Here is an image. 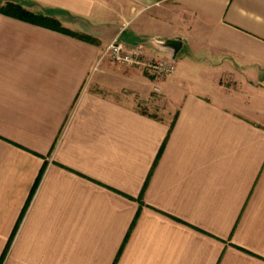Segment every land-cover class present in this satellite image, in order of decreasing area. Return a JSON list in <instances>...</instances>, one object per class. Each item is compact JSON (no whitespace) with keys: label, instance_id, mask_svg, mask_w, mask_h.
Here are the masks:
<instances>
[{"label":"crops","instance_id":"obj_1","mask_svg":"<svg viewBox=\"0 0 264 264\" xmlns=\"http://www.w3.org/2000/svg\"><path fill=\"white\" fill-rule=\"evenodd\" d=\"M15 1L94 43L0 14V264H264V0Z\"/></svg>","mask_w":264,"mask_h":264},{"label":"built area","instance_id":"obj_2","mask_svg":"<svg viewBox=\"0 0 264 264\" xmlns=\"http://www.w3.org/2000/svg\"><path fill=\"white\" fill-rule=\"evenodd\" d=\"M102 57H106L113 64L141 67L150 77L160 80L173 69V60L152 61L146 59L143 45H128L118 40H113L104 49ZM154 91L159 89L154 87Z\"/></svg>","mask_w":264,"mask_h":264},{"label":"trees","instance_id":"obj_3","mask_svg":"<svg viewBox=\"0 0 264 264\" xmlns=\"http://www.w3.org/2000/svg\"><path fill=\"white\" fill-rule=\"evenodd\" d=\"M1 1L2 0H0V4H1ZM0 14L5 15L7 17L14 18V19H18V20H21L24 22H28V23H31L34 25L42 26V27L51 29L53 31H56V32H59V33L65 34V35L75 37V38L82 40V41H85V42L94 43V40L89 36L76 34V33H73L71 31L63 28L61 26V24L59 23V21L56 20L52 15H50V14H46V15L34 14L32 12L27 11L23 7V5H21L17 1L7 2L3 6L0 5ZM162 149H163V146L161 147V150L157 156V159L159 158V155H160ZM155 164H156V161H155ZM42 174H43V171H41V173L39 174V176L35 182V185L33 186V189L30 193L29 199L25 205V208H24L22 214L24 213L25 209L27 208L29 201H30L40 179H41ZM7 250H8V247L6 248L4 254L2 255L0 262L3 261Z\"/></svg>","mask_w":264,"mask_h":264},{"label":"water","instance_id":"obj_4","mask_svg":"<svg viewBox=\"0 0 264 264\" xmlns=\"http://www.w3.org/2000/svg\"><path fill=\"white\" fill-rule=\"evenodd\" d=\"M156 46L160 49L168 51L171 59H175L176 54L181 49V43L177 40H165L163 42L156 43ZM260 83H264V71L260 72L257 77Z\"/></svg>","mask_w":264,"mask_h":264},{"label":"rangeland","instance_id":"obj_5","mask_svg":"<svg viewBox=\"0 0 264 264\" xmlns=\"http://www.w3.org/2000/svg\"><path fill=\"white\" fill-rule=\"evenodd\" d=\"M145 56H146V54H145ZM146 59H149V60H152V61H157V62H159V61H161V60H155V59H152V58H149V57H147L146 56ZM146 72V71H145ZM147 73V72H146ZM148 74V73H147ZM149 75V74H148ZM150 76V75H149Z\"/></svg>","mask_w":264,"mask_h":264}]
</instances>
